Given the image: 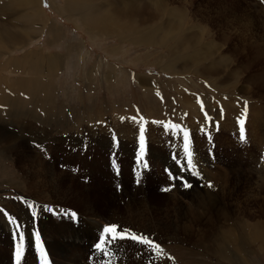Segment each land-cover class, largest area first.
<instances>
[{
	"label": "rangeland",
	"instance_id": "374dc122",
	"mask_svg": "<svg viewBox=\"0 0 264 264\" xmlns=\"http://www.w3.org/2000/svg\"><path fill=\"white\" fill-rule=\"evenodd\" d=\"M6 1L0 0L1 3ZM66 1L33 2L32 6L43 9L40 24L23 16L21 21L10 19L14 24L18 22L20 33L27 28L29 35L23 40L26 43L23 49H13L12 54L0 53V68L6 67L4 71L0 70V130H4L0 132L5 133L0 137V209L15 208V217L20 222L28 214L25 200L50 206L54 211H47L40 218L45 231L60 221L70 234L77 233L80 227L82 235L77 236H89L90 242L97 234L89 222L84 223L83 202L73 199L64 205L59 200L72 185L74 195L98 202L100 210L110 204L118 208L119 228L140 234V228L132 226L128 210L119 204L120 182H123V189L128 188L126 192L134 190L135 184L143 186L163 212L172 209L169 194L175 186L167 192L161 190L172 184L167 175L170 168L156 167L149 150L151 147L166 149L169 162L174 161L170 156L173 158L183 150L184 159L178 157L179 161L190 156L195 165L193 171H198L200 178L187 172L182 175L187 180L191 178L192 185L197 183L204 189L201 199L212 200L214 206L210 215L201 220L195 214L197 210L193 204L190 237L183 233L174 239L161 234H145L152 241L147 245L131 239L117 240L114 243L122 248L123 255L114 257L107 253V262L155 264L159 260L157 264H264V141L259 140L264 134L257 135L248 125L252 113L249 105H264V90L246 83L250 75L260 72L264 65L256 61L255 67L243 71L240 62L246 61L237 58L232 49L241 46L249 49L251 44L264 46V0H135L151 1L148 10L152 8L157 18L151 17L152 11H148L142 30L130 27L121 31L119 28L110 33L90 30V24L80 16L70 18L62 13L59 7ZM103 2L107 0H97L96 4ZM18 4L15 9L23 12L24 0H19ZM157 5L162 8L157 10ZM70 9L63 8L67 13H71ZM12 30L15 31V26ZM32 50L41 55L45 53L44 56L50 59V71L39 62L26 64L22 60L24 52ZM245 51L249 53L247 49ZM11 58L13 63L8 62ZM39 66H42L41 71ZM205 68L211 73L204 71ZM217 68L221 69L216 71ZM24 69L26 75L22 72ZM234 70L238 71V76L232 74ZM29 76L35 78L30 79L33 83L26 84L27 87L23 85L24 88L14 86V82L25 81ZM186 98H195L196 103L190 105ZM229 101L234 103L232 107L238 106L235 120L229 114ZM19 108L26 110L30 117L25 116L20 121L9 119ZM22 130L38 134L35 137L34 134L26 135L31 134L29 132L24 133L26 136L21 137L22 145L16 149V155H8L3 149L13 145L12 135L8 133L16 134ZM43 131L52 132L53 137L46 139L41 147L39 141L42 140L38 137ZM91 131L112 133L110 146L105 148L99 140L95 141L96 137L76 139L75 134ZM125 134L132 136L123 138ZM141 135L142 150H147L149 167L136 160ZM40 148L43 149L40 151ZM34 156L44 158L41 163L48 162L62 172L64 176L57 186L62 195L51 198L45 188L43 192L42 187L32 189L29 186L27 180L41 179L44 172L47 174L46 167ZM50 176L55 179L52 174L45 178L50 180ZM209 183L211 188L207 186ZM195 184L192 187L199 189ZM49 189L56 194V187ZM115 191L117 195L113 197ZM132 193L142 196L137 191ZM217 200L222 205L218 206ZM157 210L154 211L156 217L165 222V212L159 215ZM72 213L75 218L71 217ZM64 214L66 218L63 219ZM0 217L1 225L6 220L2 214ZM22 225L24 239L21 241L17 237L24 252L21 264H43L36 257L37 249L27 245L28 224ZM38 226L36 218L31 227L40 236ZM2 238L8 241V238ZM81 238L66 239L65 246L60 245L62 254H67L69 259L76 254L80 258L83 249L77 252V246L85 243ZM55 241L58 242V238ZM10 242L13 249L8 247L9 250L3 251L0 264H12L13 253L19 245H14V239ZM131 246L144 256V262H137L132 256ZM49 247L52 263L55 257L62 259L55 248ZM87 247L90 251L89 244ZM99 255L101 259L106 257L101 251ZM99 255L95 254L94 259ZM101 264L105 262L101 261Z\"/></svg>",
	"mask_w": 264,
	"mask_h": 264
},
{
	"label": "bare ground",
	"instance_id": "6f19581e",
	"mask_svg": "<svg viewBox=\"0 0 264 264\" xmlns=\"http://www.w3.org/2000/svg\"><path fill=\"white\" fill-rule=\"evenodd\" d=\"M18 1L19 0H7L6 3L0 2V53H2V54L3 53L12 54L11 53L12 50L16 49V48L23 49V45L26 44L23 40L27 39L28 35H29V31L27 28H25L24 31L22 33H20L19 27H18V22L16 24H14L12 21L10 22L11 18L14 20H20L21 21V17L23 16L24 19L25 18L31 19L32 23H39V22H41V20L43 18L42 17V13H43L42 7L40 6L41 7L40 8L38 6L37 7L34 5L32 6V3L36 2V0H24V3L26 6H25V10L23 9V12L19 11L18 8L15 9V5H19ZM99 1L100 0H98V2ZM96 2H97V0H67L63 6L60 5L61 7H59V9L62 13L66 14L70 18H72L74 15H76L78 17L80 16L84 21H86V23L88 25L90 24V26H91L90 30L94 29V31L102 32V33H110L111 30L119 29V28L122 31L123 29H128L130 27H132L133 30H142L143 25L146 24L145 13L148 11H152L153 14L151 15V17L157 18V14H155V11H153L152 8H150L148 10V8L151 7V3H152L151 1L144 3V2H139V1H135V0H107L106 3L103 2V3H98V4H96ZM64 7H70L71 13H67L66 10H63ZM156 8H157V10H160L162 7H159L157 5ZM77 13H79V14H77ZM5 16H6L7 20H6V18H4ZM45 16H46V14H45ZM147 17H148V15H147ZM151 20H153V18ZM257 25H258V22H257ZM14 26H15V31L12 30V28ZM38 30L40 31V29H38ZM45 30H47V28ZM49 31L53 33V31L51 29ZM254 46L255 45L251 44L249 49L244 48L242 46H241V48H238V47L232 48L234 51V55L236 54L237 58L240 57V59H243L246 61L245 63L240 62V68H242L243 71L251 70L253 67H255V66H253V64L256 61L261 62L264 65V51H263L264 46L263 47H254ZM246 49L249 52V53H247L248 55L246 54V51H245ZM36 51H33V50L32 51H25L23 56H22L23 57L22 60L26 64H30L32 62H39L43 66L48 67V63H49L50 59L47 58L46 56H44L45 53H43L44 55H41L40 53H38ZM12 58L14 59V57H12ZM12 58L8 60L9 63L14 62V61H12ZM4 68H6V67H4ZM4 68H0V70H3ZM39 68L41 71L42 66H39ZM48 68H49L48 70L50 71V67H48ZM218 69L219 68H217L216 71H218ZM204 71L211 73L210 69H208V68H205ZM22 72L26 75L25 69ZM27 72L29 75L30 74L29 68H28ZM232 74L236 76L238 74V71L234 70V73L232 72ZM37 75H40V74H36V76ZM31 78H34V77L29 76V78L26 79L25 81H16V82H14V86L16 85V86H18V88L19 87L24 88V86L27 87L26 84L33 83V80H30ZM26 81H29V82H26ZM246 83L252 84L254 86L257 85L259 87V89L264 90V86L263 87L260 86V84L262 85L264 83V66H262V69L260 70V72H258V73L254 72L252 75H250V77L247 79ZM246 87L249 88L250 85H248V86L246 85ZM22 91H24V93H25V90H22ZM260 96H261V94H260ZM186 101L189 102L188 104H190V105H192V104L194 105L196 103L195 98H186ZM230 103H231V105H228L229 114H232V116L234 117L233 119L235 120V116L237 117V115L239 113V111L236 109L238 106L236 108H234V107H232L234 105V103H233V105H232V102H230ZM249 109L252 113L249 115L250 117H249L248 125L250 124L251 128L256 132L257 135L264 134V105H258V104L254 103L252 105H249ZM25 116L30 117L29 115H27L26 110L19 108V109H17V113L15 115H13L12 117H9V119L11 118V120H13V121H16L15 119H17L20 121V119L21 118L23 119ZM234 125L235 124L233 123L232 126H234ZM0 126H1V124H0ZM259 127L261 128V130ZM0 131L4 132V130H0ZM32 131H34V130H32ZM1 132H0V137H2L5 134V133L3 134ZM27 132H29L31 134H26ZM43 132L44 133H41L40 137H38V140H42V141H39L41 144V147L46 143V142L44 143V141L46 139H48L49 137H53L52 132H49V131H43ZM24 133L26 135L34 134L29 130H22L16 134L8 133V134L12 135V138H13V142H12L13 145H7V146L3 147V149L5 150V152H7L8 155L9 154L16 155V153H17L16 149L21 147V145H22L21 139L26 136ZM37 134L38 133L34 134V136L36 137ZM253 134H255V133H253ZM130 135L125 134L122 137L128 138V137H130ZM6 136H7V134H6ZM75 136H76V139L77 138L78 139H85V138L96 137L95 141L99 140V143L104 144V146L106 148V147L110 146V136H113V134L110 132L98 133V131H94V132L91 131V132H83L82 134L78 133V134H75ZM259 140H260V142L264 141L263 136H261L259 138ZM41 142H43V143H41ZM122 143H124V142H122ZM30 145L32 147H34L33 144H30ZM42 149L43 148H40V151ZM149 151L151 154V158L154 160L153 163L155 164L156 167H159L160 169H162V167H164V166L171 167V168H173L174 175H182L183 174L179 170L178 162L175 163V160L169 162V160L166 158L167 157L165 154L166 149L151 147V149ZM29 153H30V151H29ZM126 154L128 156L130 155L129 152H127ZM180 154H183V155H180ZM180 154H177L174 156L182 157L181 159L183 160L184 159V151L183 150L180 151ZM170 155H172L171 152H170ZM35 158H36V160H38V162L40 164H43V166L46 167L47 174H46V172H44L41 179H37V177H35V178L27 180L29 186H31V188L35 187L36 189L42 187L43 192H44L43 188H45V190H46L45 193L47 194V196L48 195L51 196V198H53L54 196L62 195L57 190V186L60 185V181H62V176H64L62 174V172L59 173L57 166H55V165H51L48 162H42L41 163L40 161L41 160L43 161L44 158H42V157L41 158L35 157ZM170 158L173 159L172 156H170ZM48 174H52L53 176H55L54 177L55 179H52L50 176V180H47L46 179L47 177L45 178V176L46 175L48 176ZM190 179H188L189 182H190ZM168 180H170V179H168ZM168 183L170 184V181ZM135 185L136 186L133 187L134 190H129L127 192H126V189H128V188L121 190L122 195L120 197L119 204H123L125 206V209L128 210V214L130 213L131 220L133 221L132 226H135L137 229L139 227L140 228V231H139L140 234H144V235L145 234H148V235L152 234V235H156V236H157V234L158 235L161 234L167 238L174 239V238H178V236L182 235V233H183V235L190 237L189 235L191 234V231H192V218H191L192 215L191 214L194 213L193 211H191V206L194 204L195 210H197V211H195V214L199 215V218H201V220L203 219V217L206 218L210 215L211 208H212V206H214V205H212V200L206 201L205 198L201 199V194L204 193V189L201 188L199 186V184H197V183L195 184V185H197L196 187H200L199 189H195V187L185 189V188H181L180 186L177 187V185H179V181H176L175 188L171 190L173 193L170 192V194H169L170 201H172V203H173L172 209L169 208L168 211L166 209L164 211L165 212L164 213L163 209L159 208V206H157L153 203L154 199L152 196H149V192H146V189H144V190L142 189V188H144L143 186H137L138 184H135ZM52 186L56 187V189H55L56 194H54V191L52 192V190L50 192L49 188H53ZM73 187H74V185H73ZM139 188H141V189H139ZM72 190H73L72 185L68 186V191L66 190L67 191L66 194L64 193V195H62V198L59 200L61 201V204L64 203V205H67L68 204L67 201H71L73 199L76 201L80 200L81 203L83 202L82 214H85V216H83V215L82 216L84 217V223L89 222V226H91V229H94L92 231H96L97 236L94 239H92V240H94L95 243L98 242V236L103 235L102 228L104 226L116 225V226L120 227L119 226L120 225V220H119L120 215H119V211H118L119 209L118 208H116V207L113 208V206H111V204H110V205L106 206L103 210H100L98 207V206H100L98 202L92 201L91 198L90 199L83 198V196L78 198L77 197L78 195H76V194L74 195ZM136 191L140 192V194L142 195L141 198H140V196L139 197L134 196V194L132 192H136ZM49 192H50V194H49ZM226 193H228V192H226ZM112 194H113L112 195L113 197H116L117 192L115 191V193L113 192ZM127 196H129V197H127ZM208 196H210V195H208ZM224 197H226V195ZM226 200H228V199H226ZM47 201L51 202L50 199H47ZM57 202H59V201H57ZM217 202H218V206L222 205L221 202L219 204V200H217ZM96 203H98V204H96ZM33 204L42 205V204H39L38 202H35ZM116 205H117V203H116ZM13 209L14 210L0 209V210H2V211H0V214H2L6 220L5 222H3L0 225V242H1L0 259L3 258V255H2L3 251H5L7 249L9 250V248H10V250H11V248L13 249V246H12V243L10 242V239H14L15 237H18L16 235V225L11 224L9 222V216L15 217V213L17 211L15 208H13ZM156 209H158L157 213L159 215H161L163 213H164V215H166L165 222H161L158 219L159 217H156V215L154 213V211H156ZM25 210H27L28 214H27V216L21 218L20 223L21 224L22 223L28 224V227L26 228V231H27L26 236L28 237L27 245H29L33 248H36V249L39 245H44V246L46 245L48 250L50 249L49 246H52L53 248H55L56 251H58L60 253L59 256L62 259H58L55 257L53 264H81V261L83 259L85 260L83 262V264H86L87 262H88V264H101L100 260L98 263V259H101V256L99 255L100 254L99 250H97V249L93 250V248H92V249H90V251H92V253L90 252V254L88 255L89 248L87 246H88V244L90 246V242L92 241L91 240L89 242V240H90V238H88L89 236L88 237L86 236L85 238L84 237L81 238V236L80 237L77 236L79 233L81 234V232H79L80 227H78L77 233L70 234L64 230V228L62 226V222L57 221L55 224H53V227L50 230L45 231L44 225H43V220H41L40 218L43 217L44 215H46L47 211L40 210L39 215L37 217V223L39 225L38 227H39V230L41 231V233L39 236V240H37L36 239L37 230L33 231V228L31 227V223H34L33 218L31 217L28 209H25ZM173 211H174V215L172 217ZM189 216H190V218L188 219ZM64 218H66V214L63 215V219ZM171 220H172V223H171ZM126 225H127V223H126ZM78 226H79V224H78ZM82 230H83V227L81 228V231ZM87 233L85 232V234H87ZM2 236L8 238V241H6L5 238H2ZM47 238L51 241H48ZM56 238H58V242L55 241ZM79 238H81V241H82V239L85 241V243H84L85 248H84V246H82V245L80 246L79 244H78L79 246H77V252L79 250L83 249V253L80 256L81 259L78 257L77 254L75 255L74 258H71V259L68 258L67 254L63 255L62 254L63 250H62L60 245L62 244L65 246L66 239L77 240ZM122 243H123V241H122ZM18 245H19L20 251H21V258H20V264H21L24 252H23V246L21 245V243ZM75 245H77V244H75ZM67 246H69V245H67ZM71 248H72V246H71ZM123 248H124V246H123ZM16 249H17V247H16ZM75 249H76V246H75ZM121 250H122V248H120L118 246V244L116 245V243H114V242H113V247L105 249V251H107V253H109L110 255H112L114 257H119V255L122 254ZM131 253H132V256L136 258L137 262L138 261L141 263L144 262V256L137 253V251L134 249V246L131 249ZM157 253L160 254V251H158ZM95 254H98L100 257H98V259H94ZM73 255H74V253H73ZM160 260H162V259H160ZM154 262H155V260H154ZM157 262H159V260H157L155 262V264H157Z\"/></svg>",
	"mask_w": 264,
	"mask_h": 264
},
{
	"label": "snow or ice",
	"instance_id": "6c2138e0",
	"mask_svg": "<svg viewBox=\"0 0 264 264\" xmlns=\"http://www.w3.org/2000/svg\"><path fill=\"white\" fill-rule=\"evenodd\" d=\"M244 114L245 115L247 114V102L246 101H245V107H244ZM240 124H241V133H243V120L240 121ZM140 131L142 134L143 129L141 128ZM142 138L143 137L141 135V139ZM184 150L185 152H187V141L186 140H185ZM173 159L178 160V167L181 173L187 172L189 175L197 176L198 178H200L199 172L193 171L195 165H193L192 159L190 156L184 161H179V158L177 156H174ZM168 177L170 181L172 182V184L169 187H163L161 189L162 191H165V192L170 191L171 187L176 186V181L180 182L179 186L181 188L187 189V188L192 187V184L187 179H185L183 175H174L170 170H168ZM207 186L209 188L212 187L211 183H209ZM24 203L27 209L29 210L31 217L33 218V222H35L36 218L38 217L40 210L54 211L53 209L50 208V206H47V205H36V204L28 202L27 200H25ZM71 217L75 218V213H72ZM9 222L11 224L16 225V235L21 241H23L24 239V236L22 233L23 225L15 217H11V216H9ZM102 233L103 235L98 236V242L95 243L94 249H99L103 256H107V251H105V249L113 247V242L117 240L131 239L133 241H137L139 244H144V245L152 243L151 239L147 235H139V236L136 234L129 235L128 229L119 228L116 225L104 226L102 228ZM36 239L39 240L38 234L36 235ZM102 245L104 246V248H102ZM156 247H158V245ZM20 258H21V251H20V247L18 246L17 251H16V264H20Z\"/></svg>",
	"mask_w": 264,
	"mask_h": 264
}]
</instances>
